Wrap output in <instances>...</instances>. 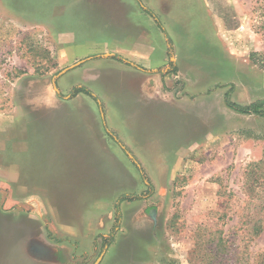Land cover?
Here are the masks:
<instances>
[{"label":"rangeland","instance_id":"1","mask_svg":"<svg viewBox=\"0 0 264 264\" xmlns=\"http://www.w3.org/2000/svg\"><path fill=\"white\" fill-rule=\"evenodd\" d=\"M193 1L163 0L184 76L118 119L84 77L60 90L61 70L87 56L66 59L72 38L42 18V0H0V166L20 172L10 184L0 173V264H94L102 252L98 264H251L264 255V107L227 105L264 101V0H207L222 19L215 26ZM125 83L120 75L105 88L120 106ZM76 86L100 114L91 134L105 157L96 147L81 156L76 139L56 132ZM130 120L138 126L118 124ZM138 194L147 196L120 202L117 220L120 196Z\"/></svg>","mask_w":264,"mask_h":264},{"label":"crops","instance_id":"2","mask_svg":"<svg viewBox=\"0 0 264 264\" xmlns=\"http://www.w3.org/2000/svg\"><path fill=\"white\" fill-rule=\"evenodd\" d=\"M140 1L145 4V8ZM140 1L42 0L40 4V15H44L42 18L54 24L55 33L64 32L71 35L69 37L72 39L67 44H63L61 50L66 59L72 62L87 56V60L84 62L83 60L77 61L75 67L67 69L60 75L58 79L60 90L62 92L67 91V85L74 81L78 75L84 77L85 79L82 82L86 83L88 88L98 95L106 96L102 100L108 104L105 107L107 118H125L123 117L124 111L135 107L132 104L138 107V96L140 102L158 101L160 96L164 94L163 89L169 91L174 78L184 76L181 64L184 59L183 52L177 48L179 40L174 33L172 37L168 35L167 28L170 19L167 16V6L163 0ZM194 1L196 7L199 6L198 4L204 5L205 11L211 16L214 26L218 24L215 17H218L220 23H222V19L210 11L207 0ZM52 3H56V7L58 6L59 9L57 7L54 12L50 10ZM146 9L154 11V14L160 17L159 21L164 30L160 28L155 18ZM110 29L113 33L109 37L107 32ZM151 31L158 33L159 42H155ZM120 32L123 34H119ZM212 33L214 37L220 38L217 37L215 27L212 28ZM168 38L172 42L171 56L168 54ZM157 48L161 50L159 55L156 53ZM94 55L97 57L91 58ZM115 55L122 57L130 64L120 61L114 57ZM172 60L176 64L175 70L171 69L172 65L168 68L169 62ZM93 70L95 74H93ZM68 73L70 75L65 76ZM120 75L123 81L126 82L124 84L125 88L121 87V90H125L124 95L127 98L128 106H120V102H118V105L115 104L109 90L105 89L108 82L114 83ZM92 77H95L97 81H92ZM86 95L88 94L85 92H77L70 98L71 101L65 103L66 107L62 108L63 115L56 126V132L62 138L71 141L76 139L81 149L77 148L74 152H82L81 156H93L92 151H95L94 147H96L99 152L97 156L105 157L98 144V137L92 135V126H101L100 114H98L94 105H90ZM110 112L113 113L110 114ZM128 123L118 124L138 126V122L133 120L128 121ZM137 140H134L132 146L138 148ZM105 142L106 148L111 150L110 142L106 139ZM10 167L5 166L3 168L0 166V173L6 174L9 179L8 184L20 180L19 170ZM130 173L135 175L136 180L137 173L132 167H130Z\"/></svg>","mask_w":264,"mask_h":264},{"label":"trees","instance_id":"3","mask_svg":"<svg viewBox=\"0 0 264 264\" xmlns=\"http://www.w3.org/2000/svg\"><path fill=\"white\" fill-rule=\"evenodd\" d=\"M23 1H25V2H23V4H27V0H23ZM25 7L26 6L24 5V8ZM146 11H148L152 16L154 15L149 9H146ZM153 17L155 18V20L157 22V18L155 16H153ZM157 23H158L159 26H161V24L159 22H157ZM168 48H169L168 51H170V53H171V50H170L171 43H170V39L169 38H168ZM114 57H116L117 59H119L121 61H125L120 56L115 55ZM169 64H170V66L171 65L174 66L173 62H170ZM171 69L175 70L174 67H172ZM80 91L91 95V93L87 89H85L84 87L76 86L71 91L70 96H73L77 92H80ZM227 105L229 107H231L233 110L238 111L240 113H255V114L257 113V114H261L262 113V107H264V101H263V103L262 102H260V103L255 102V103H251L249 105H240V104H237V103H234V102L227 101ZM148 186H150V185H148ZM150 192L151 191H148V194H150ZM145 196H147V195L138 194L137 196H135V195H122V196H120V198L118 199V201H117V203L115 205V211H116V214H117V220L119 218V215H118L119 214V203L121 201H123V200H132V198H138L139 199V198H141V197L143 198ZM255 222L256 223L253 226V233L258 234L260 232L261 226L258 225L257 221H255ZM113 233H114V230L106 238H103V243L102 244H103L104 247L106 245H108L112 241ZM222 246L224 247V245H222ZM251 264H264V255H262L260 257L258 256L256 259H254V261L251 262Z\"/></svg>","mask_w":264,"mask_h":264},{"label":"water","instance_id":"4","mask_svg":"<svg viewBox=\"0 0 264 264\" xmlns=\"http://www.w3.org/2000/svg\"><path fill=\"white\" fill-rule=\"evenodd\" d=\"M76 64V63H75ZM75 64H72V65H70L69 67H67V68H64L60 73H63V72H65L67 69H69V68H71V67H73ZM102 254H103V252L100 254V256L97 258V260L95 261V263L94 264H98L99 263V261L101 260V258H102Z\"/></svg>","mask_w":264,"mask_h":264},{"label":"flooded vegetation","instance_id":"5","mask_svg":"<svg viewBox=\"0 0 264 264\" xmlns=\"http://www.w3.org/2000/svg\"><path fill=\"white\" fill-rule=\"evenodd\" d=\"M121 61V60H120ZM125 62H127V61H125ZM128 64H130L129 62H127ZM132 199H135V198H132ZM122 202V201H121Z\"/></svg>","mask_w":264,"mask_h":264}]
</instances>
